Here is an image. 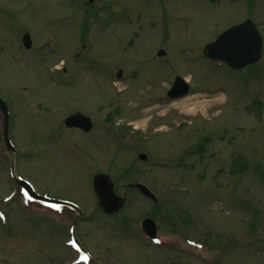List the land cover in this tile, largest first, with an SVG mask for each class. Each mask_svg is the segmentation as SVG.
I'll use <instances>...</instances> for the list:
<instances>
[{
  "label": "rangeland",
  "instance_id": "374dc122",
  "mask_svg": "<svg viewBox=\"0 0 264 264\" xmlns=\"http://www.w3.org/2000/svg\"><path fill=\"white\" fill-rule=\"evenodd\" d=\"M248 19L258 64L203 60ZM177 76L191 93L170 102ZM0 97L16 147L0 113V264H73L74 225L98 264H264V0H0ZM77 112L90 133L65 127ZM98 174L126 200L114 214L98 207ZM16 179L86 214L33 203ZM145 218L160 243L136 236Z\"/></svg>",
  "mask_w": 264,
  "mask_h": 264
},
{
  "label": "water",
  "instance_id": "95a60500",
  "mask_svg": "<svg viewBox=\"0 0 264 264\" xmlns=\"http://www.w3.org/2000/svg\"><path fill=\"white\" fill-rule=\"evenodd\" d=\"M26 41L30 43L29 36H27ZM262 49L263 40L259 30L253 21L247 20L244 23L235 25L226 30L214 42L208 44L204 49V56L211 60L224 62L235 70H240L256 63L261 58ZM188 92L189 85L183 78L177 77L168 97L170 99H175L186 95ZM0 103H3L1 99ZM1 106L5 111L6 120L8 121V111L5 103ZM65 124L68 127L83 128L85 131H90L93 127L91 119L83 114L69 116ZM7 125L8 123L6 124L5 137L7 144L11 147ZM140 158L146 160L147 156L141 155ZM23 184L30 195L41 199V197L36 195L26 183ZM94 186L100 199V205L107 212L118 211L123 206L124 201L114 193L113 183L107 175H98L95 178ZM139 188L146 195L154 197L146 187L140 185ZM144 224L145 226L152 227L154 230L156 229L155 223L151 219L145 220Z\"/></svg>",
  "mask_w": 264,
  "mask_h": 264
},
{
  "label": "flooded vegetation",
  "instance_id": "af4514ba",
  "mask_svg": "<svg viewBox=\"0 0 264 264\" xmlns=\"http://www.w3.org/2000/svg\"><path fill=\"white\" fill-rule=\"evenodd\" d=\"M23 41H25V38H23ZM76 130L80 131L79 129H76ZM80 132H82V131H80Z\"/></svg>",
  "mask_w": 264,
  "mask_h": 264
},
{
  "label": "bare ground",
  "instance_id": "6f19581e",
  "mask_svg": "<svg viewBox=\"0 0 264 264\" xmlns=\"http://www.w3.org/2000/svg\"><path fill=\"white\" fill-rule=\"evenodd\" d=\"M175 105H177V104H175ZM181 107V106H180Z\"/></svg>",
  "mask_w": 264,
  "mask_h": 264
}]
</instances>
